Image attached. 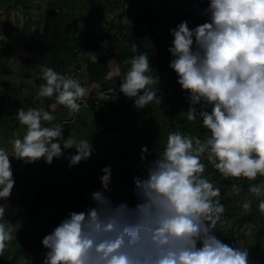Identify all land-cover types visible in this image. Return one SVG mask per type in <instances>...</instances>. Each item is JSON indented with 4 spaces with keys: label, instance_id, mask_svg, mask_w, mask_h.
Segmentation results:
<instances>
[{
    "label": "clouds",
    "instance_id": "9594fccd",
    "mask_svg": "<svg viewBox=\"0 0 264 264\" xmlns=\"http://www.w3.org/2000/svg\"><path fill=\"white\" fill-rule=\"evenodd\" d=\"M201 14L207 19L195 26L183 19L169 29V66L188 90L187 119L202 118L210 134L169 132L163 151L144 174L133 177L134 204L112 198V166H103L102 186L90 193L92 203L71 210L43 236V264H250L248 248L226 243L214 231L225 204L221 188L205 175L202 158L206 154L226 177L264 176V0H209ZM131 50L135 55L127 71L122 74L117 65L105 78L121 76L119 89L138 108L161 103L149 53L136 42ZM39 67L44 83L35 96L40 104L16 109L26 131L10 141L14 154L0 146V198L9 197L15 184L10 157L25 162L43 157L52 163L64 148L74 146L71 165L89 159L95 150L87 138L69 135L61 143L58 138L64 137L69 121L44 123L55 120L57 104L79 112L83 97L94 91L89 93L72 75L78 68L70 74ZM53 96L55 101L46 106L45 98ZM147 151L142 146V159ZM249 192L259 198L264 213V180L251 184ZM240 205L250 211L251 199L242 198ZM6 211L7 204L0 203V255L17 229L6 221Z\"/></svg>",
    "mask_w": 264,
    "mask_h": 264
},
{
    "label": "trees",
    "instance_id": "16d2710c",
    "mask_svg": "<svg viewBox=\"0 0 264 264\" xmlns=\"http://www.w3.org/2000/svg\"><path fill=\"white\" fill-rule=\"evenodd\" d=\"M72 1L48 0L41 25L32 30L27 24V17L23 26L26 37L24 48L33 53L34 59L39 63L44 61L45 65L57 71L72 74L71 71L75 68H78L77 73L85 70V73L78 74L79 78L93 92L109 86L119 88L121 76L110 80L105 78L106 72L110 70L109 61L115 60L122 74L126 72L131 66L132 56L135 55L131 50V43L136 42L140 51L149 53L151 74L159 79L153 87L157 89L161 103L153 101L143 108H138L134 101L125 95L120 101L110 98L88 107L81 106L77 113H70L67 106L60 104L62 112L55 117L54 124L65 120L79 122V133L83 135L80 138L91 140L95 154L101 157L94 158L86 173L81 176L77 166L69 164V154L77 151L73 146L64 148V154L54 157L52 163H47L41 157L38 159L41 161L40 166H31L27 162L25 172H13V187L20 190V187L27 184L30 189L26 192L28 195L22 212L28 216L37 215L42 208L48 206L51 198L57 205V210L52 216L54 227L58 224V215L64 218L71 210H84L92 203L90 193L102 186L99 177L102 175L103 166H112V198L134 204L136 198L133 194V177L140 172L144 174L148 164L163 151L169 132L182 131L187 135H199L202 138L210 134V130L203 125L202 118L198 117L196 121L187 119L188 90L182 89L177 82L176 72L169 66V45L173 39L169 29L183 19H187L190 26L196 25L195 19H198L199 23L205 21L206 15H196L198 11L202 13L209 0H161L162 4L167 3L175 7L173 13H168L163 8L164 5H158V0L153 3H150L151 0H101L91 2L86 9L84 3L80 4L76 12H71ZM139 1L143 3L139 4ZM181 1L185 2L187 10ZM176 9L180 11L178 16ZM93 11H103L109 19L99 17L102 28L100 33L82 34L81 30L95 17ZM130 12L133 13L132 16L124 21ZM105 41L109 42V48L106 47ZM16 43L18 42L10 37L0 39V59H10ZM93 55H97L96 61L91 59ZM31 60L28 56L23 57L18 66L10 69L9 73L25 79L32 78L39 89L44 79L42 75L33 78ZM45 99L53 101L55 97ZM28 104L35 106L31 99L18 100L7 93L0 94V125L7 126L8 131L13 133L20 124L16 109L20 106L27 108ZM63 133L64 137L58 138L61 143L69 135L73 137L69 128H64ZM144 145L148 148L146 159L141 158ZM202 159L207 165L205 175L221 188V202L225 204V211L214 229L216 235L229 244L233 239L242 240L245 224L252 222L253 245L245 243L242 248H248L249 260L264 264V213L258 207L259 198L251 202L252 208L246 213L235 206L238 196L231 194V188L235 185L239 189L237 193L243 195L251 184L264 180V176H258L255 180L226 177L207 160L206 154ZM10 160L12 166L22 163V158L15 156L10 157ZM59 166L63 167L69 181L57 188L50 184L45 174ZM21 195L20 192L18 197ZM31 234L20 235V240L15 237L12 241L13 247H7L3 255H0V264H15L20 256L30 253H36L43 261L45 251H37V245L40 246V243L37 244L39 235Z\"/></svg>",
    "mask_w": 264,
    "mask_h": 264
},
{
    "label": "rangeland",
    "instance_id": "374dc122",
    "mask_svg": "<svg viewBox=\"0 0 264 264\" xmlns=\"http://www.w3.org/2000/svg\"><path fill=\"white\" fill-rule=\"evenodd\" d=\"M27 3H30L31 6V11L32 12L30 14V17H28L27 24L29 26V29L32 30L36 27H39L41 25V21L43 16V9H44V5L47 4L48 0H25ZM101 0H73V4H72V9L71 12H76L78 10V8L80 7V4L84 3V6L86 9V6L90 5L91 2H99ZM160 5H164L163 8H165V10L168 11V13H173L175 12V7H172L171 5L167 4V3H163L161 0H158ZM143 1H139V4H142ZM182 6L184 7L185 10H187V5L185 4V2L181 1ZM5 5V4H4ZM7 12V11H5ZM201 11H198V14L196 16H201L202 14L200 13ZM16 13L18 14L19 18L18 20H15V27L18 29L22 28V16H21V12L20 11H16ZM93 14L95 17H92L89 25L86 27H84L81 32L82 34H85L87 32H94V33H99L101 26L98 23V18L99 16H101L102 19L108 18L107 15L105 13H103V11H93ZM132 12H130L128 15H126V18H124V21H127L130 19L129 16H132ZM110 16H112L111 13H109ZM176 15H180V11L176 9ZM27 17V16H25ZM186 17H188V14L186 15ZM109 19V18H108ZM199 23L198 19L194 20V24ZM1 26V25H0ZM3 29V28H2ZM8 32V30H7ZM21 33V31H20ZM106 47L109 48V42H104ZM24 50H22V45L16 44L14 47V51L13 54L11 56L10 59L8 60H0V72H2V74L7 77V79L9 78L10 80H8V84L11 87V93L12 94L13 90H15V94L16 96H24L27 95L29 93H33L34 89L38 88L37 84L34 82L33 79H25L19 76H14L12 74H8V70H10L11 68L14 69L15 67H17V65L20 63L21 61V57L25 56L23 55ZM30 58H32L31 62H30V66L33 69L35 75L37 76V74H41V70L39 65H45V62H38L37 60H35L33 58L32 54H29ZM114 61H112V67H114ZM42 75V74H41ZM1 89V88H0ZM4 88L2 87L1 90H3ZM14 94V95H15ZM31 95H28L27 97H30ZM37 104H40V102H36ZM55 113V117L57 118V116H59L57 114V112ZM51 121H45L44 123L47 125H51L50 124ZM67 126V125H66ZM77 126V124L71 123V125H68L67 128L69 129H75ZM2 129V128H1ZM17 132H15V136H23V134L26 131V125L24 126L23 124L19 125L17 129H15ZM7 139H4L3 141L6 142L5 144H1L0 146L4 145V147H6L8 149V151L10 152V154H13L12 152V145L10 143V141L12 139L8 138V136L11 137V133L8 132V134H5ZM13 138V137H12ZM119 141V140H118ZM115 144V140L112 141ZM106 154V153H105ZM107 155V154H106ZM95 157H101V155L92 153L90 158L87 160H81L79 163L77 164H71L74 166H77V168L80 170L81 172V176L83 174L86 173V170L88 169V167L90 166L92 159H94ZM11 161V160H10ZM14 161V160H13ZM12 162V161H11ZM37 162V166H40L41 161L40 160H36ZM25 160L22 158V163L16 166H12L13 168V172L21 174L23 172H25L27 170V166H26ZM30 163V162H29ZM142 172H140L141 174ZM45 176L48 178V180L50 181V184H52L54 187H59L61 184L66 183L69 181V178L67 177L66 172L64 171L63 167L59 166V168H57L54 171H47ZM80 183V182H77ZM30 185V184H29ZM237 187L233 186L231 188V194H235V196L237 197V200L235 201V206L241 208V211L248 213L249 211L244 210L241 205H240V201L242 198L248 197L251 199V202L256 199L257 197L249 192V189L246 190V192L241 195L239 193H237ZM30 189L27 188V184L24 187H20V190H17L13 187L11 195L9 197L5 198H0V203H6L7 204V211H6V221L9 223H13L14 227L17 228L16 229V235H14L13 239L16 237V239H18V237L21 235H25V234H30L32 236L35 235H39L38 236V241L37 244L40 243V246L37 245V251H47V248L45 245H43L42 243V238L44 235L50 233L53 229H54V219L52 218L54 212L57 210V205H55V203L53 202V200L50 198V202L48 204V206L42 208V210L37 214V215H32V216H28L26 214H24L22 212L23 210V206L25 203V198H27L26 196L28 194H26L27 191H29ZM79 190V188H78ZM21 192V196L18 197V194ZM24 193V195H23ZM50 194V193H49ZM232 195V196H233ZM63 219V217L61 218L60 215H58L56 217L57 223H59L61 220ZM263 219H264V215H263ZM253 223H247L245 224V231H244V237L242 238V240H239L237 242L234 241V239L232 240V242H230L231 245L233 246H239V247H243V245L245 243L250 244V246L253 245V239H254V232H253ZM13 239L8 242L9 243V248L13 247L12 245V241ZM20 240V238L18 239ZM250 264H259V263H255L252 260H249ZM15 264H43V261L38 258V256L36 255V253H30L27 256H20Z\"/></svg>",
    "mask_w": 264,
    "mask_h": 264
},
{
    "label": "crops",
    "instance_id": "0c3cea01",
    "mask_svg": "<svg viewBox=\"0 0 264 264\" xmlns=\"http://www.w3.org/2000/svg\"><path fill=\"white\" fill-rule=\"evenodd\" d=\"M153 2H155V0H151L150 1V3H153ZM158 5H160V4L158 3ZM45 6L46 5H44L43 7L45 8ZM5 11H7V12H5ZM16 11H20L21 12V16H22V28L21 29H18V28L15 27V23L14 22H15V20H18V18H19V16L16 13ZM30 11H31L30 3H27L25 0H0V25H1L0 26V39H4L5 40L7 37H10V38L14 39L16 42H18L16 44L22 45V50H24L23 51V53H24L23 55H25V56H22L21 57V60H22L23 57H26V56L30 57L29 54H32L33 55V58H34V54L28 52L24 48V46H23L24 42L26 41V37L24 36V32H23L24 21H25V19H27V17H30V14L32 13ZM25 16H27V17H25ZM98 23H99V18H98ZM7 30H8V32H7ZM20 31H21V33H20ZM100 31H102V29H100ZM100 31H99V33H100ZM15 45H14V47H15ZM0 60H5V59H0ZM6 60H8V59H6ZM112 61H114V63H115L114 64V67L118 65L115 60L111 59L109 61V69L112 68ZM32 71H33V69H32ZM84 71L81 70V73H78V74L85 73L86 71L85 72ZM7 73L10 74L9 73V70H8ZM33 73H34V71H33ZM78 74H76V77L79 78V75ZM39 75L41 76V74H37V76H39ZM37 76L34 73L33 78H35ZM30 79H32V78H30ZM8 80H10V79L9 78L7 79V77H5L2 74V72H0V88L1 89H2V87L4 88L3 90L0 89V94H3V93L6 94L7 93L9 95H12L13 98H17L18 100L31 99V101L33 102V104L35 106H39V104H37L36 102H40V101L35 96V93L38 91V88L37 89L35 88L33 93H29L27 95H24V96L19 97V96H16V94H15L16 91L15 90H13L12 91L13 93L10 94L11 93V87L9 86V84L7 82ZM86 87L88 89V92L90 93L91 91H90L89 87L88 86H86ZM28 95H31V96L30 97H27ZM54 101L55 100L51 101V100H47L46 99V106H47V103H52ZM29 106H31V104H28V107ZM50 110H52V109H50ZM52 111L57 112V114L59 115L60 112H62L61 105L60 104H57V107L54 110H52ZM83 112L85 114L87 113L85 110H83ZM86 117H88V114H86ZM54 121L55 120L51 121L50 124L53 125L54 124ZM86 121H88V119ZM71 123H74V122H72V121L65 122V127L64 128H67V126L68 125H71ZM75 123L77 124V126H74L76 128L75 129H70V131L72 132L73 137L76 138L77 140H79V139H81L80 136H83V135H80L81 132L79 133V130H80V124H79V122L78 123L75 122ZM19 125H21V123ZM8 132L9 131L7 129V126L5 127V126H1L0 125V143L1 144H5L7 142V141L4 142L3 140L4 139H7L6 136H5V134H8ZM15 132H17V131L15 130L13 133H11V137L8 136V138L12 139V137L15 136ZM2 146H4V145H2ZM92 153H95V151H93ZM92 161H93V159H92ZM29 165H31V166H37L38 164H37L36 161H34V162L29 163Z\"/></svg>",
    "mask_w": 264,
    "mask_h": 264
},
{
    "label": "built area",
    "instance_id": "2783aa9c",
    "mask_svg": "<svg viewBox=\"0 0 264 264\" xmlns=\"http://www.w3.org/2000/svg\"><path fill=\"white\" fill-rule=\"evenodd\" d=\"M73 72L74 74L72 75L75 76L76 75L75 73H77V70ZM123 96H125V94L119 88L110 86L102 90L94 91L93 93L83 97L81 101V106L88 107L90 105L98 104L99 102L106 100V99H110V98L120 101L123 98ZM131 99L134 101V98H131ZM234 241L237 242V240H234Z\"/></svg>",
    "mask_w": 264,
    "mask_h": 264
}]
</instances>
